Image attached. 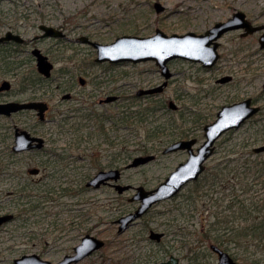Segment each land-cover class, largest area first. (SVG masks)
I'll list each match as a JSON object with an SVG mask.
<instances>
[{"label":"rangeland","instance_id":"rangeland-1","mask_svg":"<svg viewBox=\"0 0 264 264\" xmlns=\"http://www.w3.org/2000/svg\"><path fill=\"white\" fill-rule=\"evenodd\" d=\"M154 1L156 0H0V11L4 12L5 22L13 20L16 17V12L21 17L19 12L26 13V18L29 19L25 20L28 21V24L20 21L19 26L25 31L26 38L39 33L37 23L40 21H46L67 31L68 38L65 40L49 38L40 40L38 43L44 51H49V56L55 64V73L63 66L73 68L75 63L81 60V69L85 71V75L90 80L92 74H99L100 76L101 73L104 79L108 80L110 89L114 93L129 96L123 102H129L130 105L135 102L142 105L147 103L157 105L160 103V99L163 102L173 99L178 104L180 103L182 109L187 110L188 108L187 113L190 114L183 116L186 118L185 120L179 116V112L173 113L174 116L171 111L165 108L157 109L151 117L162 120L171 117L173 124L186 126L187 134L191 130L202 140L200 122L191 120L194 117L190 112L191 106L202 108L203 113L212 114V119L226 97L217 91L203 96L208 87L206 84L208 81L205 79L208 74L198 65L183 60L172 61L170 66L175 71V75L165 91L160 95L151 97V99L136 97L135 94L140 88L152 86L162 80L160 71L154 62L120 63L104 69V67L92 63L94 61L92 52L94 48L76 39L81 34L89 35L90 33L94 40L108 43L119 35L134 33V30L139 32V35H151L157 27L162 28L167 33L174 31L183 33L188 30L202 32L215 21L230 16L235 9H243L251 17H258V14L264 13V0H158L165 6V10L161 13H156L153 7ZM232 35H236L232 44L237 42L238 33L229 34L222 39V42L229 45L226 39H230ZM262 54L263 52L257 56V76H260L261 66H264V56H260ZM34 65V60L27 61L24 69L28 71ZM17 79L16 77L13 80L16 90L13 92L14 95L24 99L37 93L33 91L22 92ZM212 82L213 80H211ZM262 82L263 77H257L253 87H247V90L259 93ZM48 87L46 86V88ZM54 88L55 85L52 83L48 88L49 91H46L41 99L52 104V113H61L60 110L65 109L70 104L65 103L66 101L61 102V94L56 95ZM211 89L209 88V90ZM40 90L43 91L44 89L41 88ZM180 93H184L185 97L177 99L176 96ZM199 98V103L193 106L195 103L192 100L195 101ZM75 105H78L76 100L72 101V106ZM133 107L136 109L137 106ZM198 113L200 112L198 111ZM113 115H116V110H113ZM114 119L116 121V118ZM118 119L120 120V118ZM13 121L21 127L35 129L38 134L49 137L46 148L57 146L58 151L63 153L62 147H64V149H69L67 154L75 153L79 156L83 155L81 148L86 149V153L89 154L92 153V150L96 151L100 155L97 163L101 166L108 164V157L110 158L108 155L111 152L112 154H120L124 149L128 153L129 150L132 151L145 143L143 142V127H137L127 122L124 127L119 126L116 129L117 125L112 120L104 121L103 126L115 141L114 145L116 146L113 145L111 149L108 143L99 137L97 129L99 123L93 120H87L86 127L80 128L93 135L90 140L82 142L78 147L70 146L69 148L65 146L68 144V136L74 135L72 129L70 130L66 126L65 129L68 133H60L59 130H62L63 127L57 125L58 121H50L38 127L33 125L35 121L29 115L21 113L14 120L2 119L0 129ZM73 121L75 122L71 124L77 125L86 122V120ZM113 124L114 129L111 128ZM169 129L171 127L165 131L169 132ZM256 134L260 138L264 136V123L257 121V119L247 121L239 129L224 135L217 142L216 152L209 159L208 169L204 175L209 171L212 172V167L217 165L223 166L227 162H230V166L234 165L236 162L234 158L230 161L224 159L229 156L234 157L235 153L237 155L239 152L243 153L245 151L244 146L251 141L253 142L256 139ZM3 135L4 133L0 131V137ZM163 137L155 138L149 142L155 145L156 151H158L154 160L136 167L123 168L122 180L124 182L153 188L175 168L178 162L185 160L188 156L185 150L167 154L161 152L163 146L166 145L162 143L163 139H166L165 136ZM11 141H13L12 138L9 142ZM6 142L8 140L2 141V138L0 139V155L2 154V156L4 153L1 151L4 150ZM94 145H96L95 148ZM91 147L93 148L91 149ZM132 153L131 157L125 155L122 158L118 155L119 157L114 160L115 163L124 166L126 162H130L134 156L142 152L136 150ZM47 157L50 156L46 152H26L12 160L10 159V161L17 163L14 171H21L26 178L15 175L11 184L18 188L19 184L27 183L26 186L32 188V203H37L38 206L33 208L29 201L26 202V199L17 200V198L12 201L0 202V208L3 206L9 210H16L18 214L13 221L0 230V264H13V259L24 253H37L45 259L56 261L63 254L70 253L73 246L86 233L103 238L106 241V247L75 264H142L148 262V259L168 258L170 254L180 258L179 264H212L217 260L216 253L209 247L210 241L204 237V230L209 227V222L215 220L211 215V212L216 209L211 198L213 187L205 185L206 196L204 200L200 201L197 207L194 205L188 207L186 196L192 188V183H189L178 195L155 204L144 216L125 231L119 233L117 223H115L116 219L133 210L137 204L127 200L128 193L120 196L109 186L100 188L82 186L80 181L83 174L93 175L99 169L97 168L98 165L90 164L88 156L85 160L67 162L68 165L70 164L68 166L70 169L65 167L66 163L60 162V171L55 172L58 178L47 176L52 171L50 167H43ZM3 161H9V159L6 157ZM33 165L40 167L42 171L40 174L29 176L26 174V168ZM63 172L67 174L64 175ZM251 178L252 176L248 177V179ZM224 180L219 184L217 192L214 193L219 197L217 210L223 213L222 216L227 217L226 214L231 212L228 209V204L231 203L230 197L234 194H238L239 198L253 197L254 200L264 196L262 186L255 185L254 189L245 193L241 190L243 185L238 186L239 184H235L232 179ZM60 181H65L61 183L62 188L69 185L75 189V193L57 195L53 201L44 200L46 198L42 195H44L47 187L53 185L56 187L55 190H58ZM228 181L230 182L228 183ZM1 185H3L1 188L10 186L8 181ZM246 202L249 203V201ZM238 221L230 222L229 225L240 227L242 224H246L245 222L238 224ZM214 225L219 226L220 223L217 222ZM150 227L165 232L162 242L157 243L148 238ZM230 235L231 231H228L225 236L228 243L227 251L240 264H264V240L262 243L256 244L257 242L248 238L232 239Z\"/></svg>","mask_w":264,"mask_h":264},{"label":"flooded vegetation","instance_id":"flooded-vegetation-1","mask_svg":"<svg viewBox=\"0 0 264 264\" xmlns=\"http://www.w3.org/2000/svg\"><path fill=\"white\" fill-rule=\"evenodd\" d=\"M157 1L158 0L153 2V7H154V3ZM158 2H160V1H158ZM154 9H155V7H154ZM15 11H17V10L15 9ZM155 11H156V9H155ZM238 11H243L245 13V17H243V21L244 20L247 21L249 25L248 26L244 25V26L235 27V28H231L229 30H226L220 36H218V38L216 40H214L210 44L212 46L214 44V42L218 43V46L216 48L217 53H218V57H217L216 61L211 66H206L200 61H192V60L183 59V58H179V57L174 58L168 62V66H169L170 71L172 72V75L170 78L166 79L165 76L161 72L160 66L157 65L154 60H148V61H152L156 64L157 69L160 71V74L162 76V80L160 82H158L157 84H153L152 86L143 87L140 89L155 87L157 85L162 84L165 80H167V84L164 86L163 90L160 92L138 94L137 93L138 91H137L135 94L136 97H145L147 99H151V97L156 96V95H160L162 92H164L166 87L171 82L173 76L175 75V71L171 69L170 64L172 61H180V60L187 61L193 65H198L200 69H202L203 71H205L208 74V77L205 78L208 81V83L206 82L208 87L206 89V92L203 94V96H206L207 94L209 95V94L217 91L220 94H223L224 97H226V99H224L222 101V104L216 110L215 115L212 119H211L212 114L203 113L202 108H197V107L194 108L191 106L192 109L190 110V112L194 116L191 120L195 121V122H200L199 126L202 129L201 135H203L202 140L198 138L199 136H197V134H194L190 130V132L185 137H176L172 140L163 141L162 142L163 145L166 144L161 149V152L163 154L176 152V151H180V150H185L189 156V152L187 149H178V150L166 152V153L163 150L165 149V147H167L170 143H172L174 141L181 140V139H191L194 137L197 139V141L193 145V149H194V151H196L197 148L204 142V140L206 138V136H205V125L213 122L217 118V114H218L219 110L225 105H230V104H234V103H238V102L248 100L249 105L251 107L258 106L259 110L256 111L255 113H253L251 116H249L239 127L230 128L229 130L225 131L216 140V142L214 144V146H215L214 152L212 153V155L216 152L217 142L227 133H230L236 129H239L247 121L257 119V121L264 123V102H263V100H264V66H261V69H260L261 74H260V76H257L258 75V73H257L258 72L257 56L261 52H263V54L260 56H264V47L261 45V37L264 35V19H262V17L264 16V13L258 14V17H251L249 15V13L244 11L243 9H235L231 13L230 16H228L224 19L215 21L213 24L209 25L206 29H204V31H202V32H197L194 30H188V31H193V32H196L197 34H205L207 31H209L211 28H213L217 22L228 21ZM156 13H161V12L156 11ZM19 14L22 15V17L18 16V14L16 12V17L13 20L5 22L4 21V12L0 11V38L6 36L8 32H11L13 34H17V35L21 36V38L23 39L21 41H18L14 38L0 40V103L5 104V103H10V102H17V103L46 102L48 104V106H47V109L45 110L44 118H40V114H39L38 109L33 108V107L32 108L23 107V108H20L18 110L12 111L10 114L0 113V121L2 119H10V120L13 119L14 120V118L16 116H18L19 114L25 113V114L29 115L30 118H32L35 121L33 124L35 126L39 127V126H43V125L47 124L50 121H58L57 125L63 127L62 130H59L60 133H68L65 130L67 124H69V123L71 124V122L73 120H79V121L86 120V122H83V123L81 122L80 125H77V127L79 128L77 133H73L74 135L68 136V140H67L68 144H67V146H65L67 148H69L70 146L78 147L81 145L82 142L90 140V136H89L90 133L87 131L84 132L82 130L83 127L84 128L86 127L87 120H93V121L99 123V126H101L104 123V121L112 120L113 123L115 125H117L116 129H118L119 126L124 127V124H121L120 120L121 119L126 120L128 118V116L130 114V108H129L130 103L129 102H127V103L123 102V100L126 97L129 98V96H124L122 94L114 93L113 90L110 89V84L108 83V80L106 81L101 73H100V76H99V74H92V78L90 80V78L87 75H85V73H84L85 71L83 69H81L82 68V63L80 62L81 60L77 61L73 68L63 66V67L59 68V71L57 73H55L56 72L55 64L49 56V51H47V50L44 51L42 49V47H40L38 45V43L40 40H44V39L47 40L49 38L53 39V40H65L68 38L67 37V34H68L67 31L61 27H57V28H60L63 30V32L65 33L64 36L45 35L44 30L41 28V25H51V24H49L46 21H40L39 23H37V28H38L39 33L34 34L30 38H26L25 31L23 29H21L19 26L21 24L20 21H23L25 24H28V21L25 19H29V18H26L27 17L26 13L23 14L22 12H19ZM238 21L241 22L240 19H238ZM253 28H255V29L252 30ZM188 31H186V32H188ZM174 32H172V33H174ZM186 32H183V33H186ZM175 33H179V32H175ZM232 33L233 34L238 33V37H237L238 41L234 42L232 44V42L235 41V39H236V35H232L230 37V39H226V42H229V45L224 44L222 42V39H224L226 36H228L229 34H232ZM125 34L139 35L138 33H125ZM167 34H171V33H167ZM179 34H182V33H179ZM83 36L88 37L89 40L81 39ZM141 36H143V35H141ZM227 38H229V37H227ZM76 40L83 42L85 44H88L94 48V50L92 51L94 61L92 63L95 65H100L101 67H104V69H107L108 67L113 66L114 64H120V63H129L130 64V63H133V62H129V61H122L119 63H112L109 61L99 62L96 60L97 55H98L97 48L92 44V42H90V41H96V40H94L91 37L90 33H89V35L88 34H81V35H79L78 39H76ZM36 48H39L41 50V52L43 54H45L48 57V59L54 64L52 71H51V74L49 76H46L45 74L41 73L38 69L37 56L34 54V51H33ZM29 59L34 60L35 65H34V67H31L30 70L26 71L24 69L25 68L24 66H25V64H27V61H30ZM141 62H145V61H141ZM141 62H138V63H141ZM16 77L18 78L17 80L19 81V83L21 85V91L22 92L33 91V92H37V93L33 94L32 96H28L27 98H24V99L14 95L13 92L16 90L14 87L13 80ZM257 77H263L262 88H261L262 90L260 89L259 93L258 92H256V93L250 92V90H247V87L252 88L254 80ZM211 80H213L212 83H211ZM52 83H54V85H55L54 91L56 92V95L61 94L60 95V101L61 102L66 101L65 103L70 104L65 109H62V110L59 109L61 113H55V112L52 113V109H53L52 104L45 99H41L42 95H44L46 91H49L48 88L50 87V85ZM48 85H49V87H48ZM46 86L48 88H46ZM88 86H90V87L88 88ZM41 88L44 89L45 91L44 90L41 91L40 90ZM209 88H212V89L209 90ZM52 89H53V87H52ZM229 94H230V96H229ZM176 97H177V99H179V98L182 99V97H185V96H184V93H180ZM74 100L77 101V103H78L77 106L76 105L72 106V101H74ZM199 100H200V98L196 99L195 101L192 100V102L195 103V104H193V106L197 105L199 103ZM171 101L174 103V105H175L174 107L171 106V104H170ZM159 102L160 103L155 105V106H158L161 103H164L166 106L160 107L158 109L165 108L166 110L171 111L172 114L173 113L176 114L179 112V114H180L179 116L182 117L184 120L186 118L183 116H185L186 114H190V113H187L188 108H187V110L182 109V107H180V105H179L180 103L178 104L173 99H169L167 102L166 101L163 102L160 99ZM113 110H116V115H113ZM198 111L200 113H198ZM150 116H153V114H151ZM114 118H116V121ZM118 118H120V120ZM65 123H67V124H65ZM114 124L111 127L113 129H114ZM80 128H82V129H80ZM22 129L27 130L28 132L31 133V135L42 137L44 139V145L41 148H32L30 150H22V151L14 150L13 147L15 145L16 130L20 131ZM0 131L4 133V135L1 136L0 139L2 138V141L8 140V142H6L4 150L1 151L4 153V156H2V154L0 155V202L7 201V200L12 201L15 198H17V200L26 199V202L30 201L31 199L33 200L32 188H28L26 186L27 183L24 182L22 184H19L18 188L11 184V181L15 175L17 177L19 176L20 178L24 177V174L21 171H19V170L16 172L14 171V168H15L17 163H15L14 161H10V159L12 160L13 158H15L18 155H21V154L26 153V152H37V153L46 152V153H48L50 157H47L45 159L43 167H50L52 169V171L47 176H51V177L55 176V178H58V176H56L55 172L60 171V169H59L60 168V166H59L60 162L62 164L66 163L65 167L68 169L69 168L68 166L70 164L68 165L67 162L73 163L74 161L77 162L79 160H83V159L85 160V159H87V156H88L90 164H93L94 163L93 160H95V162H96V160L100 159V155L94 150H92V153L89 154V153H86V149L81 148L83 155L79 156L78 154L76 155L75 153L74 154H72V153L67 154L69 149H64V147H62L63 153H61V151L60 152L58 151L57 146L52 147V148H48V147L46 148V144L49 141V137H46L45 135L38 134V132L35 131V129H28L26 127H21L15 121L1 127ZM91 136H93V135H91ZM99 137H101V139L105 140L108 143V146L111 147V149L113 148L115 141L109 136L108 131L106 133L107 139H105L103 135H99ZM11 138L13 139V141H11L12 143L9 142V140ZM255 143H256V145H253ZM257 143H259V144H257ZM260 145H264V136L260 138V137H257V134H256V139L253 142L251 141V143H247V145L244 146L245 151L243 153L239 152L238 155H237V153H235L236 155H234V157L229 156L226 159H224L227 161H230L232 158H234L235 160L239 159L240 163L247 162L246 165L248 166V168H251L254 170L255 174L252 176L251 179L243 178V180H238V179L235 180V184H237V185L239 184L238 186H242V185L244 186V187L242 186L241 190L245 193H248L250 190L254 189L253 187L255 185L262 186L261 189L264 188V150H261V151L255 150V147L260 146ZM114 146H116V145H114ZM93 147L95 148L96 145H94ZM93 147H91V149ZM157 152L158 151L155 150V151H152V152H149L146 154H154L155 158H156ZM120 154L123 158L126 155V151L123 149ZM120 154H118V155H120ZM212 155L206 159V161H205L206 167H205V170L203 171V173L201 174V176L208 169V161L212 157ZM108 156H110V158L108 157V159H109L108 164L105 166H103V165L101 166V164L99 165L96 163L98 165L97 168H99V169L93 175H90L86 179V181L84 182V186H85V188H95L92 186H88L87 181L90 178H92L99 170L111 169V168L120 169L121 176L119 177L118 181L115 182V181L111 180L105 184H102L100 187L109 186L110 188H113L117 192V194L120 196L128 193L127 200L129 202H132V203L133 202L137 203L135 205V207L133 208V210L128 211V212L121 215V216H123L129 212L134 211L140 205V200H131V196L137 191L136 187L139 185L127 183V182H124L122 180L123 168L124 167L125 168H131V167H128L129 162H126V164L124 163L125 164L124 166H120V165H118V163L114 162L112 152ZM188 156L185 158V160L188 158ZM6 157L9 159V161H3V159ZM185 160H182L180 162H183ZM180 162H178V164ZM34 166L35 165L29 166L26 168V174L27 175L33 176L36 174H40V172L42 170L38 166H35V167H38L40 169V171L38 173H36V174L29 173L28 170ZM63 174L66 175L67 173L63 172ZM7 181L10 184V186L6 185L8 187L4 186V188H1V186H3L1 184H3V183L5 184V183H7ZM64 182L60 181L59 184L64 183ZM193 182L194 181H190L187 184L193 183ZM117 183H120L121 185L129 184L131 186L127 190L120 192L116 187ZM28 184H30V183L28 182ZM187 184H185L182 187V189ZM67 187L69 188V190H68L69 194L68 195L75 193V191H74L75 189H72L71 187H69V185ZM100 187H98V188H100ZM55 189H56V187H54L53 185L51 187H47V189L44 191V195H42L44 198H46L44 200L53 201V200H55L54 197H56L57 195H60V196L63 195L62 189H64V187L62 188L59 186L58 190H55ZM145 189H152V188H146L145 187ZM181 190L176 195H178L181 192ZM255 190H257V189H255ZM130 192H131V194H130ZM176 195L171 196V197L166 198V199H163L161 201L171 199V198L175 197ZM243 198L245 200H248V201L253 199V197L248 198L247 196H245ZM161 201H158L157 203H159ZM157 203H155V204H157ZM30 204H31V201H30ZM155 204H153V206ZM153 206H151L149 208V210ZM250 206L254 207L253 203H251ZM33 208H35V207H33ZM21 210H23V209H21ZM252 212H254V211H252ZM4 214H12L13 217H12V219L1 224L0 230L2 228H4L6 224L13 221L18 215L16 213V210H14V211L9 210V209L1 206L0 215H4ZM145 214H143L142 216H144ZM141 217H139V218H141ZM118 219H116L115 223H117V231L119 232V230H118V228H119ZM137 220H135L133 223H135ZM152 229L156 230L152 227H150L148 229V238L149 239H151L149 234H150V231ZM156 231H158V230H156ZM119 233H121V232H119ZM164 236H165V232L162 236V239ZM162 239L160 241H156V240H154V241H156L157 243H160V242H162ZM74 246H73V248H74ZM73 248H72V251L70 253L73 252ZM222 248L227 250L224 247H222ZM214 253H216V252H214ZM24 254H29V253H24ZM64 255L65 254H63V256ZM171 255H174V254H170V256ZM216 255H217V260L215 262L218 261V254L216 253ZM169 257L168 258H160V259L159 258L148 259V262H143L142 264H153L156 262L166 261L169 259ZM15 258H17V257H15ZM15 258L13 259V264H15L14 263ZM233 258L235 259V257H233ZM179 261H180V258H179ZM214 263H212V264H214ZM178 264H179V262H178Z\"/></svg>","mask_w":264,"mask_h":264},{"label":"water","instance_id":"water-1","mask_svg":"<svg viewBox=\"0 0 264 264\" xmlns=\"http://www.w3.org/2000/svg\"><path fill=\"white\" fill-rule=\"evenodd\" d=\"M154 7L157 12L165 10V6L160 2H155ZM245 13L238 11L226 22H217L216 25L207 31L205 34H197L193 31L186 33H171L167 34L161 28H157L155 33L148 36L123 34L117 36L112 42L101 43L98 41H90L97 48L98 55L96 60L109 61L112 63H119L122 61H129L138 63L141 61L154 60L160 66L162 74L166 79L170 78L172 72L169 69L168 62L174 58H183L192 61H200L206 66H211L217 59L218 43L214 42L224 31L231 28L248 26L247 21H243ZM241 20V22L238 21ZM45 35L64 36L62 29L53 25H41ZM257 28V27H256ZM253 28L252 30H254ZM14 38L18 41L23 40L21 36L8 32L6 36L0 40ZM81 39L89 40L88 37L83 36ZM261 45L264 47V35L261 37ZM37 56V66L41 73L49 76L51 74L54 64L48 57L41 52L39 48L33 50ZM167 84L165 80L162 84L152 88L139 89L138 94H147L153 92H160ZM171 106L174 103L171 101ZM48 104L46 102H29L17 103L10 102L0 103V113L10 114L12 111L23 107L36 108L39 110L40 118H44L45 110ZM259 110V107H251L249 101L225 105L218 114L217 118L205 125V140L197 148L193 149V145L197 139H181L170 143L163 150L166 152L175 151L178 149H187L189 152L188 158L180 162L156 187L152 189H145L143 185L136 187L137 191L131 196V200H140V205L132 212L121 216L118 219L119 232L126 230L135 220L145 214L153 204L163 199L176 195L182 187L190 181L198 179L200 174L205 170V161L214 152V144L216 140L230 128L239 127L249 116ZM16 138L14 150H30L32 148H41L44 145V139L39 136L31 135L25 129L16 130ZM256 151L264 150V145L255 147ZM155 158L154 154H140L135 156L128 164V167H135L145 164ZM29 173L36 174L40 171L38 167H31ZM121 176V171L118 168L99 170L92 178L87 181L88 186L95 188L100 187L109 181H118ZM131 185L116 184L117 189L122 192L127 190ZM12 214L0 215V225L12 219ZM164 232L151 230L150 238L156 241L162 239ZM105 245V240L91 233H86L82 236L79 243H77L72 253L65 254L61 259L52 261L44 259L37 253L23 254L15 258V264H75L82 259L88 257L95 251L99 250ZM210 247L218 254V261L214 264H239L226 250L222 249L215 243H211ZM179 257L171 255L168 260L156 262L153 264H178Z\"/></svg>","mask_w":264,"mask_h":264},{"label":"trees","instance_id":"trees-1","mask_svg":"<svg viewBox=\"0 0 264 264\" xmlns=\"http://www.w3.org/2000/svg\"><path fill=\"white\" fill-rule=\"evenodd\" d=\"M134 33L139 32L134 30ZM132 103L134 102L132 101ZM133 106H137L136 109ZM165 106L166 105L164 103L155 106L149 103L142 105L136 102L133 105H130V114L126 119L127 121L121 119L120 123L125 124L127 122L134 124L137 127L142 126L144 134L143 142L145 143L141 144L139 147L132 151L129 150L128 153L126 152V157H131L133 155L132 152H135L136 150H139L142 153H149L156 150L157 148L155 147V145L149 143L155 138H164L163 136H165L166 139L163 140L168 141L176 137L187 136V127L181 124H173L171 121V117L162 120L155 119L150 116L151 114H153V112H155V110ZM73 122L75 121H72L71 123ZM69 124H67V128H69L70 130L72 129L73 133H77L79 130L77 124ZM169 127H171V129H169L170 131L166 132L165 130ZM97 129L99 131V135H103L104 138L107 139V131L105 126H103L102 124L101 126H98ZM89 136L92 137L90 134ZM119 156H121V154ZM119 156L118 153H114V160H116V158H118ZM93 162L96 164L97 160L96 162L95 160H93ZM238 162L239 159H237L234 165L231 166L229 165L230 162H227L223 166L217 165L216 167H212V172L209 171V173L205 175L203 174L204 176H201L198 180L192 183L191 191L186 196V200L188 201L187 206L189 207L191 205H194L195 207H197L198 203L200 201H203L206 196L204 186L209 185L214 188L211 198L213 199L214 206H216V209L211 212V215L215 218V220L209 222V227L204 230V237L208 241L215 242L226 249L228 243L226 241L225 236L228 231H231L230 236L232 237V239L235 240H238L240 238H248L257 242L256 244H260L262 243V240H264V196L257 200H254L253 198V200H250L249 203H247L246 201L248 200H245L244 198H239L238 194H234L230 197L231 203L228 204V209H230L231 212H229V214H226L227 217L222 216L223 213L217 210L219 206V197L217 194L214 195V193L217 192L219 184L222 181H225L224 179H232L234 181L237 179L243 180V178H248L249 176H253L255 174L253 169L248 168V166L246 165L247 162L240 164ZM68 169H70V167ZM89 176L90 174L88 173L83 174L80 181L82 186H84V180H86ZM229 182L230 181H228V183ZM59 186L62 187L61 184ZM68 190L69 188L67 186L64 187V189H62V194H69ZM30 201V206H38L37 203H32V199ZM251 203H253L254 207L250 206ZM236 220H239L238 224H240V222H245L246 224H242L240 227H234L232 225H229L230 222H235ZM217 222L220 223L219 226L214 225ZM105 247L106 245L103 247V249H105Z\"/></svg>","mask_w":264,"mask_h":264}]
</instances>
